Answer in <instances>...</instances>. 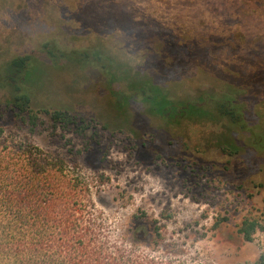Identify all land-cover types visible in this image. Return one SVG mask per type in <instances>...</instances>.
<instances>
[{
  "label": "rangeland",
  "instance_id": "obj_1",
  "mask_svg": "<svg viewBox=\"0 0 264 264\" xmlns=\"http://www.w3.org/2000/svg\"><path fill=\"white\" fill-rule=\"evenodd\" d=\"M90 46L84 63L46 53ZM150 49L153 65L165 64L156 83ZM25 55L33 63L17 76L39 124L6 109L0 86V143L82 178L109 237L142 256L203 264H253L264 253V142L188 107L217 81L233 83L264 132V0H0L3 74ZM152 84L176 94L164 92L162 112L143 97ZM44 109L97 122L56 126ZM246 219L258 221L252 241L239 234Z\"/></svg>",
  "mask_w": 264,
  "mask_h": 264
},
{
  "label": "trees",
  "instance_id": "obj_2",
  "mask_svg": "<svg viewBox=\"0 0 264 264\" xmlns=\"http://www.w3.org/2000/svg\"><path fill=\"white\" fill-rule=\"evenodd\" d=\"M98 46L97 49H101L105 44L102 42ZM93 48L90 46L83 52L74 50L69 55L60 49L59 55L54 49H48L46 53L55 57L56 62L84 63L89 62L90 53L95 51ZM154 57H158L156 51L148 50L149 67H145V71L156 83L165 64L153 65ZM96 59L103 63V70H108L111 63L107 59L101 56ZM32 61L31 55L15 56L9 62L11 71L6 76L0 68V86L8 91L5 108L35 128L39 124V112L33 109V94L17 76ZM188 64L187 69L191 72L198 73L203 69ZM216 84L212 94L206 98L202 95L199 103H188L189 109L214 115L231 129L249 135L248 141L260 138L258 142L263 143L261 121L256 120L258 117L251 108L245 109L242 102L246 93L233 83L217 81ZM148 91L149 94L142 90L143 97L151 101L156 112H162L168 105L170 97L164 92H171L176 97L169 86L152 84ZM172 103L175 107L178 104L175 100ZM186 103L183 105L187 106ZM41 112L49 114L56 126L80 128L87 122H97L73 115L67 109ZM247 113L250 115L246 118ZM81 182L84 183L82 178L72 177L54 163L23 156L15 148L0 143V264H203L192 259H175V256H142L128 250L122 240L108 236L88 189L86 192L80 188ZM257 227L258 221L246 219L239 234L246 241H252ZM253 264H264V253Z\"/></svg>",
  "mask_w": 264,
  "mask_h": 264
}]
</instances>
